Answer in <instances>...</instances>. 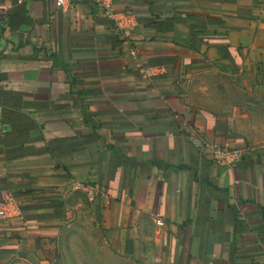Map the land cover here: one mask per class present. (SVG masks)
I'll return each instance as SVG.
<instances>
[{"label":"crops","instance_id":"1","mask_svg":"<svg viewBox=\"0 0 264 264\" xmlns=\"http://www.w3.org/2000/svg\"><path fill=\"white\" fill-rule=\"evenodd\" d=\"M56 1L0 0V264H69L86 228L127 262L264 264V0H107L136 57Z\"/></svg>","mask_w":264,"mask_h":264},{"label":"rangeland","instance_id":"2","mask_svg":"<svg viewBox=\"0 0 264 264\" xmlns=\"http://www.w3.org/2000/svg\"><path fill=\"white\" fill-rule=\"evenodd\" d=\"M256 102L257 105L260 104V108H264V84L261 87V96ZM256 118L258 121L264 120V114L259 112ZM253 140L264 141V131L255 132ZM63 256L64 262L69 264H139L116 258L93 230L87 228L85 232L75 231L71 234Z\"/></svg>","mask_w":264,"mask_h":264},{"label":"built area","instance_id":"3","mask_svg":"<svg viewBox=\"0 0 264 264\" xmlns=\"http://www.w3.org/2000/svg\"><path fill=\"white\" fill-rule=\"evenodd\" d=\"M74 0H57L56 5L58 8L63 7L66 3L72 2ZM96 5L104 12L106 16H108L111 19L117 20V29L119 33L124 38V44L130 47V53L132 57H136L138 54V50L136 47L132 46V41L129 38V30H131V23L130 20L123 16V18H119L118 16L120 14H117L113 7L107 3V0H95ZM152 70H146L144 71L145 75H150ZM194 145L197 148L204 149L205 143L202 140H195ZM209 148V147H208ZM214 152L217 155V162L219 163H232L235 161L237 157V152H231L228 149H220L215 148ZM21 217V211L19 208V204L15 197L9 193V192H0V219L2 220H14L16 218ZM157 224L159 226H163L164 222L159 218L157 219Z\"/></svg>","mask_w":264,"mask_h":264}]
</instances>
